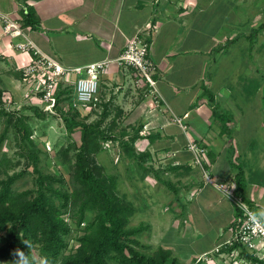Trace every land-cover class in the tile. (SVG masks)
Instances as JSON below:
<instances>
[{"label": "rangeland", "instance_id": "obj_1", "mask_svg": "<svg viewBox=\"0 0 264 264\" xmlns=\"http://www.w3.org/2000/svg\"><path fill=\"white\" fill-rule=\"evenodd\" d=\"M189 8L192 13L190 17L195 20L194 30L201 32L202 42L206 41L209 35H215L218 42L215 45L211 43L212 50L209 51L203 48L206 44H202L200 54H197L203 68V75L197 87L202 86L204 92H201L192 104L189 110L190 118H182L181 124L176 122L180 129L175 132L174 142L183 147L185 134L191 131L189 124L204 133L210 126L214 128L215 124H220L222 129L223 124L228 122L231 127L229 132H233L232 135L238 133L239 144L243 147L240 151L244 153L245 149H248V154L255 153L252 156L260 159L264 156V29L257 35L247 36L264 23V0H195V5L191 4ZM17 41L19 40H14V43ZM51 57L57 60L54 56ZM8 67L5 62L0 66V89L3 90L0 107L14 112L16 116H25L36 144L44 142L46 150L52 152V155L55 154L54 149L66 148L72 142L78 141L79 133L70 134L66 130L59 112L50 113L44 119L34 113V107L42 109L39 97L29 90V85L22 80V76L14 75ZM125 72L128 76L123 77L124 81L120 79L122 85L117 82L106 85V96L103 99L111 100V105L103 126L117 137L124 134V139H128L135 134L139 125L145 130L147 122L145 120L144 123L143 115L140 119L136 115L140 110L136 109L137 106L144 103L143 92L138 90L136 82L138 78L133 76L129 68ZM123 85L124 89L119 88ZM156 88V93L149 89L150 95L156 96L159 102L166 104L158 83ZM69 100H65L62 105L65 106ZM165 107L167 108V105ZM145 108L143 105L141 110L144 109L143 112L146 113ZM197 108L202 109L203 114H198ZM210 109L213 114L209 113ZM102 110V106L98 105L82 109L80 112L83 115L89 114L88 121L91 122L101 117ZM6 118L7 116L0 115V136L5 129ZM144 130L140 135L147 134ZM232 139L233 137L229 141ZM17 141L15 130L10 127L7 138L0 144V180L27 170L14 184L17 192H23L34 187V175L32 166H28V160L17 154ZM155 141L152 143L146 138L138 139L135 147L138 152H150L151 156L145 164L152 166L157 174L150 172L145 175L136 162L126 155L118 139L104 143V148L94 154L95 162L103 168L105 175L118 176L119 194L135 207L136 211L130 216L129 226L134 227L141 223L148 225V229L140 237L142 245L145 246L142 251L154 254L159 246H163L179 257V264H193L195 258L201 259L203 264H233L231 262L236 259L234 255H237L238 250L233 256L227 253L217 256L215 251L226 241L232 226L241 224L243 220L241 212L236 210L239 207L234 203L233 197L207 181L203 170L204 168L209 174L208 161L203 160L206 157L202 159L203 167L197 165L195 168L202 179L197 187L192 189L196 176L183 167L172 170V167L177 165V162L172 160V153L163 152L164 145L158 140ZM206 153L207 156L208 152ZM40 166L44 173L58 174V168L49 158ZM163 180L171 181L177 193L165 185ZM211 188L217 192L216 195L224 198V202L230 204L233 215L231 220L226 217L227 211L225 214L216 213L213 208L202 203L203 199L217 197ZM237 188L235 180L231 190L233 195L260 219V213L258 214L254 204L246 198L244 200ZM200 189V195L195 196V191ZM240 210L242 211V208ZM229 223H232V229H229L228 233ZM84 226L82 224L77 228L75 223L72 224V234L69 238L72 252L78 246L77 239L85 233ZM234 237L235 235L230 240H234Z\"/></svg>", "mask_w": 264, "mask_h": 264}, {"label": "crops", "instance_id": "obj_2", "mask_svg": "<svg viewBox=\"0 0 264 264\" xmlns=\"http://www.w3.org/2000/svg\"><path fill=\"white\" fill-rule=\"evenodd\" d=\"M191 4L195 5V0H0V11L22 25L24 13L28 9L32 10L38 25L34 28L22 26L25 36L44 53L69 67L115 59L133 36L147 30L149 54L156 65L155 77L166 104L162 101L155 103L145 84L138 85V90L143 92L144 103L137 106L136 109L140 110L136 115L139 119L143 115L144 123L145 120L147 122L145 130L142 129L147 133L145 136L157 135L156 141L164 145L163 152L172 153V160L177 165L196 176L192 189L197 187L202 178L195 169L194 155L187 147L190 139L207 149L208 172L215 181L233 188L237 171H241L244 184L247 182L241 196L254 204L264 222V156L261 160L255 159L252 156L255 153L248 154V149L242 153L238 133H224L220 124H215L214 128L210 126L204 133L189 124L191 131L185 134L183 147L174 142L175 132L180 129L174 118L181 116L189 119L192 104L204 92L202 86L197 87L203 75L197 54H200L202 44H206L203 48L209 51L212 50L211 43L215 45L218 42L215 35H209L202 42L201 32L194 30L195 20L190 17ZM14 40L20 41L21 38L7 35L0 22V66L5 62L11 73H20L19 70L31 61V55L19 52ZM126 69L113 65L100 77V96H106V85L109 83L121 84L120 79L124 81L123 77L128 76ZM132 74L135 76L134 72ZM119 88L124 89L125 85ZM143 105L146 113L144 109L141 110ZM210 110L209 113L213 114ZM197 111L203 114L202 109L197 108ZM167 145L170 148L165 147ZM213 191L217 197L210 196L209 199H203L202 203L213 208L216 213L225 214L227 211L226 217L231 220L230 204ZM200 192L201 189L195 191V196L200 195ZM231 224L227 227L228 233L232 229ZM233 232L234 229L223 243L230 241Z\"/></svg>", "mask_w": 264, "mask_h": 264}, {"label": "trees", "instance_id": "obj_3", "mask_svg": "<svg viewBox=\"0 0 264 264\" xmlns=\"http://www.w3.org/2000/svg\"><path fill=\"white\" fill-rule=\"evenodd\" d=\"M37 25L33 11L28 9L22 26L34 28ZM263 29L264 23L247 37L257 35ZM19 72L14 75L21 77V70ZM62 86L60 83L55 92V110L60 113L70 134L79 133V140L66 148L54 149V155L46 150L44 142L36 144L25 116H16L0 107V115L7 116L0 144L13 127L18 138L17 154L28 160L34 175V187L23 192H17L14 184L27 170L0 180V264H179V257L169 248L159 246L154 254L142 251L145 246L140 237L148 225L129 226L135 207L119 194L118 176L105 175L94 159V154L104 148V143L118 139L123 151L145 175L157 174L152 166L145 164L150 152H138L135 147L138 139L148 138L153 143L157 135H140L142 125H139L132 137L124 139V134L117 137L103 126L110 113L111 100L105 101L99 94L95 106H102L101 117L89 122V114L83 115L80 109L73 107L74 87ZM2 97L3 90L0 89V102ZM67 99H70L67 104L62 105ZM33 110L42 119L50 115L43 108L34 107ZM230 130V124L224 123L221 131L227 133ZM48 158L58 168V174L43 172L40 165ZM178 168L180 166L175 165L172 170ZM236 182L237 189L243 194L245 184L241 171L236 174ZM163 183L177 193L171 181L163 180ZM242 198L245 200L244 196ZM236 210L243 215L240 208ZM73 223L77 228L85 225V233L77 239L74 252L69 242ZM239 225L231 226L235 230ZM230 241L219 245L217 256L222 253L233 256L238 250L237 261L264 264V257L249 252L239 240ZM195 259L193 264H203L201 259Z\"/></svg>", "mask_w": 264, "mask_h": 264}, {"label": "built area", "instance_id": "obj_4", "mask_svg": "<svg viewBox=\"0 0 264 264\" xmlns=\"http://www.w3.org/2000/svg\"><path fill=\"white\" fill-rule=\"evenodd\" d=\"M0 22L3 24L4 32L7 35L11 38H21L20 41L14 44L17 50L31 55V61L20 69L22 80L29 85V90L39 97L42 108L47 112H56L57 97L55 92L60 83H62L63 88L70 85L74 87L73 107L82 110L95 106L99 101L100 77L113 65L131 69L138 78L136 80L137 85L143 83L148 89H152V92H157V82L154 78L157 70L149 54L147 30L133 36L127 42L121 54L115 59L101 60L83 66L67 67L44 53L32 40L27 38L21 22L2 11H0ZM152 98L155 103H159L156 96H152ZM182 118L175 117L174 121L181 124ZM187 147L195 156L194 164L203 167L202 161L207 159V149L200 146L194 139L189 140ZM204 157L206 158L203 159ZM203 170L208 182L224 190L233 197L234 203L240 209L242 208L243 220L233 239L239 240L249 252L264 257L262 256L264 254V223L243 202L236 199L231 187L217 183L204 168ZM215 251L218 253L219 247ZM238 253L234 255V258H237ZM244 263L246 262L237 260L234 262V264Z\"/></svg>", "mask_w": 264, "mask_h": 264}]
</instances>
